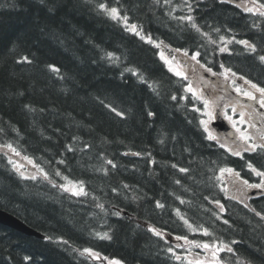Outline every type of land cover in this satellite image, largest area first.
Returning a JSON list of instances; mask_svg holds the SVG:
<instances>
[{"label":"trees","instance_id":"trees-1","mask_svg":"<svg viewBox=\"0 0 264 264\" xmlns=\"http://www.w3.org/2000/svg\"><path fill=\"white\" fill-rule=\"evenodd\" d=\"M165 50L264 86V17L228 1L0 0V148L43 171L0 150V207L47 236L0 224V264H203L187 239L264 264V201L224 196L225 152Z\"/></svg>","mask_w":264,"mask_h":264},{"label":"flooded vegetation","instance_id":"flooded-vegetation-1","mask_svg":"<svg viewBox=\"0 0 264 264\" xmlns=\"http://www.w3.org/2000/svg\"><path fill=\"white\" fill-rule=\"evenodd\" d=\"M206 72L201 69V74L204 75ZM204 89L208 93H212L215 91L217 94L216 97H212L214 103V108L216 110L215 116L223 115V111L232 112V108H234V112L237 113L238 117L243 116L244 119L248 120V123L243 126L240 130L243 136H247L248 139H237L235 140V145L232 147V154L234 152L241 153L237 157L248 158L253 161L255 164L258 163V158L264 156V147H260L261 144H264V107H261L259 100L261 98V94L254 91L253 87L250 85L243 86H233L228 83L223 82H210L202 83ZM226 85L221 89L218 88L220 86ZM239 89V91H237ZM245 92L253 93L257 97V99H250L248 96L242 94ZM231 94V96H221V94ZM229 102V104H227ZM220 142H227L225 137L221 135ZM257 141L258 145L256 146L255 151H249L247 149L251 148L253 144L251 142ZM241 143L238 145V143ZM260 151V152H259ZM264 179H261L259 183ZM253 184V183H251ZM246 190V188H245Z\"/></svg>","mask_w":264,"mask_h":264},{"label":"rangeland","instance_id":"rangeland-1","mask_svg":"<svg viewBox=\"0 0 264 264\" xmlns=\"http://www.w3.org/2000/svg\"><path fill=\"white\" fill-rule=\"evenodd\" d=\"M243 6L246 7V9H252L254 11H261V8L253 1L251 0H244L243 1ZM134 29V28H132ZM166 57L169 56V54L164 53ZM171 58V63L169 62V65L171 66L172 69L175 68V70L178 73H181L183 76H188L189 79L191 80V90L195 95L198 96H204V90L201 87V75L197 73L195 68L193 66H190L187 61L182 62L181 55H177L175 58ZM172 64V65H171ZM8 153V156L12 162V166L15 168L17 172H19L22 176L24 177H36L42 175L41 169L36 166V164L31 160L23 155L19 154L16 152L14 149H4ZM189 242V240H186ZM199 245H187L189 248V254L187 256L188 259H191L193 261H201L203 263H208V264H214L217 257H216V246H211L208 245V248H205ZM96 256V254H94ZM111 261L110 264H123L122 262L119 261Z\"/></svg>","mask_w":264,"mask_h":264},{"label":"snow or ice","instance_id":"snow-or-ice-1","mask_svg":"<svg viewBox=\"0 0 264 264\" xmlns=\"http://www.w3.org/2000/svg\"><path fill=\"white\" fill-rule=\"evenodd\" d=\"M101 7H104V6L101 5ZM249 10H250V9H249ZM112 12H113V13H116V9H112ZM188 19H191V17H189ZM240 43L247 44L246 41H241ZM250 47H253V50H255V49H254V46H250ZM222 51H223V49H222ZM196 55H199V53H197ZM196 55L193 56V59L196 58ZM25 59H27V58H25ZM261 59H264V57H261ZM177 74H178V75H181V73H177ZM252 87H253L254 89H256V91L259 92V93L261 94V98H260V100H259V103H260L261 107H264V88H259V87H257L255 84H253ZM189 91H191V89H189ZM237 91H239V89H237ZM243 94L246 95V96H248L250 99H254V100L257 99V97H256L255 95H253L252 93H250V92H245V93H243ZM209 138H210V139H215V137H212V136H210ZM243 138H244L245 140L248 139L247 136H244ZM9 147H10V146H9ZM260 147H264V144H261ZM255 149H256V145L253 144V145L251 146V148H249V149H247V150H249V151H255ZM233 154L239 156L241 153H239V152H234ZM109 163H111V161H109ZM248 167H249L253 172H255V174H256L257 176L264 177V172L257 171V170H256V169H255L250 163H249ZM181 171H186V170H185V169H181ZM224 171L232 172L233 170H232V169H221V172H224ZM236 175L238 176L239 173H236ZM33 178H34V177H33ZM244 183H245L246 185H248V187H250V188H258V189H260V188H264V180H262L261 183H259V184H248V181H244ZM82 192H83V189L81 188L80 192H76L75 194L79 195V194H81ZM158 206H160V205H158ZM221 211H223V206H221ZM257 215H260V213H257ZM225 223H227V221H225ZM205 234H207V230H205ZM157 235H159V233H157ZM203 247L208 248L209 246H208L207 244H205ZM221 250H222V249H221ZM227 250H228L229 252L232 251L231 248H228ZM86 251H88V250H86ZM177 258H179V257H177Z\"/></svg>","mask_w":264,"mask_h":264},{"label":"water","instance_id":"water-1","mask_svg":"<svg viewBox=\"0 0 264 264\" xmlns=\"http://www.w3.org/2000/svg\"><path fill=\"white\" fill-rule=\"evenodd\" d=\"M0 223L22 231L28 235L39 236V232L37 230L31 228L18 217L3 209H0Z\"/></svg>","mask_w":264,"mask_h":264},{"label":"bare ground","instance_id":"bare-ground-1","mask_svg":"<svg viewBox=\"0 0 264 264\" xmlns=\"http://www.w3.org/2000/svg\"><path fill=\"white\" fill-rule=\"evenodd\" d=\"M224 1H227V0H224ZM132 28H134V27H132ZM2 150H3V148H1ZM4 149H6V148H4ZM13 149V148H12ZM15 150V149H14ZM29 159H31V158H29ZM32 160V159H31ZM33 161V160H32ZM34 162V161H33ZM35 163V162H34ZM36 164V163H35ZM36 166H38L39 167V165H37L36 164ZM40 169H41V171H42V168L41 167H39ZM19 173V172H18ZM42 173H43V171H42ZM20 174V173H19ZM21 175V174H20ZM37 177V176H36ZM28 178V177H27ZM31 178H33V177H31ZM0 209H4V208H1L0 207ZM5 211H7V212H9L8 210H6V209H4ZM9 213H11V214H13L12 212H9ZM15 215V214H14ZM17 216V215H16ZM33 227V226H32ZM34 228V227H33ZM36 229V228H35ZM37 231L39 232V236H34V237H36V238H40V239H46L47 238V236H46V234H44L43 232H41L40 230H38L37 229ZM29 236H33V235H29ZM102 259V258H101ZM100 259V260H101ZM99 260V261H100ZM102 261V260H101ZM120 262V261H119ZM124 264V263H123Z\"/></svg>","mask_w":264,"mask_h":264}]
</instances>
